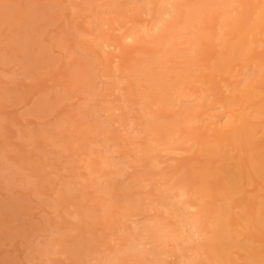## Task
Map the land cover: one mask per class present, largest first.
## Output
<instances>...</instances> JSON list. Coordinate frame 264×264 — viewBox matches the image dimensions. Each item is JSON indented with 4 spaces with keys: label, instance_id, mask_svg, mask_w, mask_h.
Listing matches in <instances>:
<instances>
[{
    "label": "rangeland",
    "instance_id": "374dc122",
    "mask_svg": "<svg viewBox=\"0 0 264 264\" xmlns=\"http://www.w3.org/2000/svg\"><path fill=\"white\" fill-rule=\"evenodd\" d=\"M263 7L0 0V264H264Z\"/></svg>",
    "mask_w": 264,
    "mask_h": 264
},
{
    "label": "bare ground",
    "instance_id": "6f19581e",
    "mask_svg": "<svg viewBox=\"0 0 264 264\" xmlns=\"http://www.w3.org/2000/svg\"><path fill=\"white\" fill-rule=\"evenodd\" d=\"M263 8H264V7H263ZM263 10H264V9H263ZM127 38H128V37H127ZM236 39H237V38H236ZM239 40H240V39H237V40H235L234 42H236V41L239 42ZM127 41H128V40H127ZM231 44H232V43H231ZM232 47H234V45L231 46L229 54L226 55L227 58H226V59H225V58H222V62H221L220 64L217 65L218 69H220V68H225V67H226L225 65H227V63L230 61V58H231V57L233 58V57L235 56V55H234L235 53H233V52H235V50H234ZM235 47H236V45H235ZM235 47H234V48H235ZM237 47H238V46H237ZM228 50H229V48H228ZM231 50H232L233 52H232ZM232 53H233V54H232ZM230 56H231V57H230ZM229 57H230V58H229ZM228 58H229V60H228ZM230 101H231V100H230ZM188 214H189V213H188ZM223 214H224V213H223ZM219 217H220V216H219ZM219 219H220V218H219ZM185 221H186V220H185ZM185 223H186V222H185ZM188 223H189V222H188ZM185 226H186V225H185ZM192 231H193V230H192ZM195 234H196V233H195Z\"/></svg>",
    "mask_w": 264,
    "mask_h": 264
}]
</instances>
